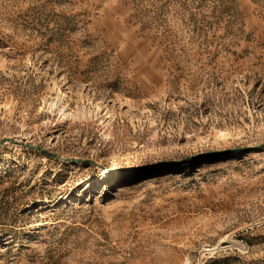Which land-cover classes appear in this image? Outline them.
I'll return each instance as SVG.
<instances>
[{"label": "rangeland", "instance_id": "374dc122", "mask_svg": "<svg viewBox=\"0 0 264 264\" xmlns=\"http://www.w3.org/2000/svg\"><path fill=\"white\" fill-rule=\"evenodd\" d=\"M0 264H264V0H0Z\"/></svg>", "mask_w": 264, "mask_h": 264}]
</instances>
